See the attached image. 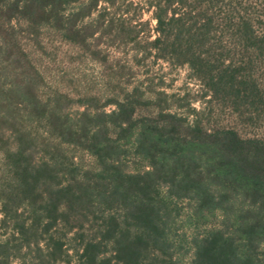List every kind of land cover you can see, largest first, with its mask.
I'll return each instance as SVG.
<instances>
[{"label":"rangeland","instance_id":"1","mask_svg":"<svg viewBox=\"0 0 264 264\" xmlns=\"http://www.w3.org/2000/svg\"><path fill=\"white\" fill-rule=\"evenodd\" d=\"M54 1L0 0V264H264V0L162 36L140 0Z\"/></svg>","mask_w":264,"mask_h":264},{"label":"trees","instance_id":"2","mask_svg":"<svg viewBox=\"0 0 264 264\" xmlns=\"http://www.w3.org/2000/svg\"><path fill=\"white\" fill-rule=\"evenodd\" d=\"M79 0H55L53 2V5L55 7H65L74 3H77ZM91 7H97L101 2L105 5H111L114 6L115 3H117L116 0H89ZM191 1L189 0H140L137 2H130V5H136L135 9L139 7L140 4L144 5L147 9H153L154 10V18L157 22V32L158 34L163 35L164 29L167 24L166 21H180L181 19H174L176 17L168 18V12L173 11L174 15H176V10L179 7H190L189 5ZM177 5V7H173ZM179 6V7H178ZM192 9V8H191ZM160 39V38H159ZM160 41V40H159ZM231 134V133H230ZM233 138V137H232ZM235 138V136H234ZM237 138V137H236ZM237 140V139H236ZM238 142L239 139L237 140ZM232 144L234 143V139L230 140ZM259 149V161L257 162V170L255 173L247 174V179L257 188L258 193L260 195L261 204L264 209V142L260 144L258 147ZM233 167L231 168V171L237 176H244L243 174L246 173L247 167L244 166V164H241V162H235L233 161ZM264 224V223H263Z\"/></svg>","mask_w":264,"mask_h":264}]
</instances>
